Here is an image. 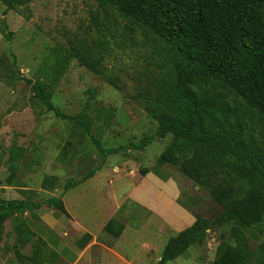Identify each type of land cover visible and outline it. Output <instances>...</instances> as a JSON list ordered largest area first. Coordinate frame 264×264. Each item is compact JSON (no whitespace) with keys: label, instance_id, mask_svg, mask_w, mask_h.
I'll return each mask as SVG.
<instances>
[{"label":"rangeland","instance_id":"obj_1","mask_svg":"<svg viewBox=\"0 0 264 264\" xmlns=\"http://www.w3.org/2000/svg\"><path fill=\"white\" fill-rule=\"evenodd\" d=\"M175 59L167 40L100 0H0V127L8 125L16 134L23 133V148L29 149L42 116L56 114L33 87L40 81L48 99L62 112L88 115L89 129L102 144L120 148V153L130 150L132 167L151 166L171 150L174 159L170 157L164 170L180 188L179 201L192 207L195 218L215 220L226 207L213 190H224L232 199L245 197L252 187L249 168L217 163L210 188L186 171L192 159L205 155V148L182 150L172 134L155 138L143 150L128 147L156 130L155 112L174 108L170 96ZM85 63L95 64L96 70ZM203 86L207 91L211 83ZM13 110L20 113L9 115ZM251 128L264 146V123L256 120ZM0 134L2 146L5 137ZM218 154L223 160L228 157ZM233 226L227 223L206 231L201 246L208 243L209 250L202 249L203 264H211L221 237L224 245L233 243ZM164 228L162 237L150 239L156 246L178 231ZM246 233L253 253L249 264L264 262V223L247 228Z\"/></svg>","mask_w":264,"mask_h":264},{"label":"trees","instance_id":"obj_2","mask_svg":"<svg viewBox=\"0 0 264 264\" xmlns=\"http://www.w3.org/2000/svg\"><path fill=\"white\" fill-rule=\"evenodd\" d=\"M100 1L167 40L176 56V79L170 96L174 108L155 112L156 130L128 147L143 150L155 138L172 134L175 146L182 150L205 148V155L192 159L186 171L210 188L212 167L219 162L221 166L241 164L252 174V187L245 197L232 199L224 190H213V195L225 205V211L212 221L196 218L191 226L170 237L156 264L174 260L190 246H201L211 226L227 223L234 225L233 243L224 245L221 237L211 264H249L253 253L246 229L264 223V146L251 128L256 120L264 123V0ZM85 65L96 70L95 64ZM206 82L211 83L207 91V86H203ZM33 87L48 109L90 130L88 115L65 114L48 99L40 81L33 83ZM96 143L104 153L120 151ZM12 149H15L11 151L12 157H20L25 151L15 144ZM218 153H227L228 157L223 160ZM170 157L174 159L168 149L158 162L164 165ZM74 185L70 180L65 189ZM46 203L64 210L60 198H50ZM31 205L26 201L0 200V236L8 217ZM123 229V223L115 218L105 225V230L115 238ZM259 262L264 264L262 260Z\"/></svg>","mask_w":264,"mask_h":264},{"label":"crops","instance_id":"obj_3","mask_svg":"<svg viewBox=\"0 0 264 264\" xmlns=\"http://www.w3.org/2000/svg\"><path fill=\"white\" fill-rule=\"evenodd\" d=\"M42 120L20 157L11 156L12 147H24L26 137L0 127V200L32 204L4 222L0 264H156L167 242L156 246L153 236L162 237L166 225L178 233L196 219L179 201L180 188L165 165L157 158L142 173L132 167L130 150L102 152L96 134L76 120L57 114ZM70 180L76 185L65 189ZM50 198H60L64 210L48 205ZM114 218L124 225L118 238L105 230ZM207 245L190 246L166 264H203Z\"/></svg>","mask_w":264,"mask_h":264}]
</instances>
